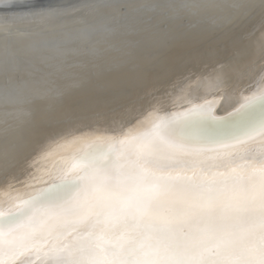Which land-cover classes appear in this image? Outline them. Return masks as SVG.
I'll return each instance as SVG.
<instances>
[{"label": "bare ground", "instance_id": "6f19581e", "mask_svg": "<svg viewBox=\"0 0 264 264\" xmlns=\"http://www.w3.org/2000/svg\"><path fill=\"white\" fill-rule=\"evenodd\" d=\"M233 3L218 2L215 13L204 20L187 21L182 30L207 26L191 34L200 40L155 50L133 73L118 67L113 71L117 75L106 79L99 75L97 83L90 78L85 86V78L76 80L75 90L66 87L59 104L37 101L31 92L30 106L18 113L17 122L11 120L16 110H4L10 120L0 114V213H10L19 201L67 180L73 183L71 190L51 194L47 200L52 206L56 203V221L75 219L84 208L86 190L93 186L86 178L105 157L103 149L92 145L115 135L122 137L114 145L123 151L118 155L145 150L152 160L144 161L143 156L141 160L152 172L168 169L161 163L182 161L200 162L202 171L189 185L155 176L145 182L146 176L119 169L123 158L116 156L110 159L112 166L101 170L106 188L98 190L107 191L109 209L117 208L125 195L140 201L142 225L153 228L152 236L135 227L141 220H135L139 215L129 201L134 226L110 221L116 210L105 213L113 228L108 232L89 219L59 239L38 237L40 231H50L46 224L35 231L37 244L22 249L15 244L0 254V262L16 259L21 250L28 254L22 264H126L113 254L121 249L117 238L122 235L131 247L138 241L142 248L136 264H264V0ZM166 20L160 18L159 25L171 28ZM87 25L73 27L90 32ZM5 66L0 75L9 71L11 62ZM45 71L44 65L34 69L41 75ZM180 112L193 116L176 134L160 138L163 128H169L160 122ZM229 113L233 114L221 121L209 119ZM206 150L211 154L205 155ZM90 157L95 161L91 163ZM81 187L83 204L67 212L62 206ZM78 232H83L81 239Z\"/></svg>", "mask_w": 264, "mask_h": 264}, {"label": "water", "instance_id": "95a60500", "mask_svg": "<svg viewBox=\"0 0 264 264\" xmlns=\"http://www.w3.org/2000/svg\"><path fill=\"white\" fill-rule=\"evenodd\" d=\"M237 1L240 0H0V72L5 65L8 66L11 62L9 71L0 75V114L2 113L3 116L6 114V118L9 120L12 117V121L18 120L20 115L18 113L30 104L28 97L31 96L29 94L31 92L32 97L37 101H42L41 99L50 101L49 99H51L59 104V100L63 98L61 94L66 87L69 90H75L73 82L76 80L85 78L87 80L85 86L89 84L90 78H92L91 81L97 83L100 81L99 75L105 79L117 75L114 72L118 67H123L127 72L133 73L142 60H145L144 57L148 58L147 56L155 50H166L168 47L170 48L171 43H191V40H200V37L194 38L191 34H197L207 26L203 23L201 28L198 26L182 30L181 27L188 24L187 21L192 23L195 20L207 18L206 14L215 13L218 2L224 5ZM165 17L169 19L166 21L170 22L171 28L166 29L165 23L160 24L164 27H160V18ZM86 23L87 27L91 28L90 32L87 29L76 28L69 32L64 30L68 26ZM178 46H182V44ZM40 65H44L46 69L44 75L34 72V69ZM58 80H61L62 83L61 81L57 83ZM55 94L56 96H54ZM7 109L16 110L18 116L14 114L15 116L11 117V114L4 113V110L7 112ZM232 114L209 119L217 122ZM191 116L193 113L182 114L180 112L164 118L160 122L161 127L168 125L169 128H163L164 132L159 137L176 134V130H180L183 123ZM121 141L122 137L115 135L103 138L92 145L103 149L101 157H105L99 167L90 170L92 171L90 174L93 173V175L86 178L87 182L93 183V186L91 184L90 188L86 190L87 199L84 202V208L75 219L74 217H61L62 219H60L64 220L62 223L56 221L55 219L59 218L58 216L54 218L55 211H57L54 205L56 203L53 202L52 206L51 201L47 200L51 194L65 191L68 188L71 190L73 183L67 182V180L59 181L57 186L54 185L56 188L50 191L46 189L42 195H34L19 201L10 213H0V254H4L15 244L18 245L17 249H22L26 245L30 248L37 244L38 242L34 243L33 241L36 236L35 231L39 226H47L46 224H49L48 229L52 233L40 231L37 234L38 237L46 234L49 235L48 239L50 237L59 239L62 234L65 235L64 233L68 229L72 230L75 226L85 224L89 219L93 225L105 226V232H108L113 228H111L112 223L107 221L108 215L106 216V214H111L116 210L117 212L111 215V218L108 216L110 221L114 222L113 220L117 219L118 226H122L121 222L128 227L134 226L131 225L133 219L129 218L132 208L129 201H133V213L138 215L141 212L140 201L135 200L131 195H125V197L119 198L121 202L117 208L114 206L109 209L108 206L111 205V202L105 198L107 191L98 190V187L100 189L106 186L107 180V178L106 180L102 178L101 170L112 166L113 160L110 162V159L116 156L123 158L122 163L118 166L119 169L121 167L127 171L130 168V171L146 176L145 182L155 176V178L168 179L174 183L185 181L189 185L191 179L202 172L200 162L197 164L186 161L161 163L162 167L168 169L161 174L158 171L152 172L144 167L141 160L142 156L144 161L152 160L150 155L143 154L145 150L142 152L137 148L130 151V154L118 155L123 151H118L119 147L115 148L114 145ZM237 143L234 144L237 145ZM203 152L206 155L211 154L212 151ZM82 156L83 153L80 154V157ZM251 158L249 156L244 161L247 162ZM95 159L90 157L91 163ZM82 193V187L72 192L66 205H63L62 208L70 212L72 206L82 205L83 202L80 201ZM67 212H64L63 215L67 216ZM144 214L146 213L144 212ZM68 218L73 219L69 221L71 219ZM138 219L141 221H137L138 225L135 227L139 226V229L147 231L152 236L153 228L148 229L147 226H143L142 216L139 215L135 220ZM146 223L151 224V222ZM157 224L162 225L163 223L157 222ZM117 225L115 221L113 227ZM119 228L124 227H117V229ZM26 229L28 230L26 231ZM182 230L184 232L185 229ZM91 232L95 233L96 229ZM80 234L83 232L77 233L79 239L82 238ZM111 234L114 235V233ZM13 236H16L14 241L10 240V237ZM117 240L121 249L113 254L120 255L126 264H136L137 254L142 249L139 247V242L134 241L133 244L131 240L130 242L133 244L131 247L129 241L124 240L122 235H119ZM26 241L31 243H26ZM27 255L20 250L16 259L0 263L22 264L27 259ZM85 262L88 263V260L86 259Z\"/></svg>", "mask_w": 264, "mask_h": 264}, {"label": "rangeland", "instance_id": "374dc122", "mask_svg": "<svg viewBox=\"0 0 264 264\" xmlns=\"http://www.w3.org/2000/svg\"><path fill=\"white\" fill-rule=\"evenodd\" d=\"M67 29H68V30H67ZM71 29H75V27L71 26V27L65 28L64 30H65V31H69V30H71Z\"/></svg>", "mask_w": 264, "mask_h": 264}]
</instances>
